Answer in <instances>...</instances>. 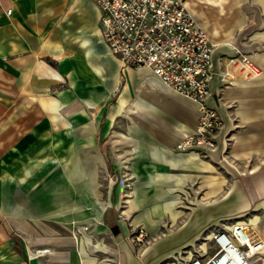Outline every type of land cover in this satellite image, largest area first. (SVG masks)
<instances>
[{"label": "crops", "instance_id": "crops-1", "mask_svg": "<svg viewBox=\"0 0 264 264\" xmlns=\"http://www.w3.org/2000/svg\"><path fill=\"white\" fill-rule=\"evenodd\" d=\"M181 1L213 44L209 150L176 148L197 105L122 66L93 0H0V264H94L105 220L121 231L140 203L147 220L239 218L264 241V0ZM245 57L258 75L229 63Z\"/></svg>", "mask_w": 264, "mask_h": 264}, {"label": "built area", "instance_id": "built-area-1", "mask_svg": "<svg viewBox=\"0 0 264 264\" xmlns=\"http://www.w3.org/2000/svg\"><path fill=\"white\" fill-rule=\"evenodd\" d=\"M99 8L100 29L108 49L122 66L147 67L169 89L197 105L195 131L176 148L209 150L222 126L218 109L208 103L213 75V44L181 0H93ZM11 9H6L10 14ZM230 65L250 76L259 68L249 58H231ZM211 255L189 257L183 264H262L264 241L246 221L237 220L212 231Z\"/></svg>", "mask_w": 264, "mask_h": 264}, {"label": "rangeland", "instance_id": "rangeland-1", "mask_svg": "<svg viewBox=\"0 0 264 264\" xmlns=\"http://www.w3.org/2000/svg\"><path fill=\"white\" fill-rule=\"evenodd\" d=\"M185 189L189 190L191 195L195 192L193 186L185 187ZM143 206H145L144 203L137 204L131 213L135 216L120 220L123 229L117 235L111 232L109 225L112 222L116 223L119 218L114 215L105 220L108 225L107 231L113 239L105 238L104 250L97 252L98 256L95 259H90L95 262L94 264L104 262L108 264H183L189 257H195L201 253L205 256L211 255L214 251L210 240L211 232L227 229L235 221L242 220L229 217L209 221L205 217L207 210L204 213L199 212L198 218L181 217L173 221L165 216L156 215L155 218L147 220L140 211ZM125 207L123 204L122 210ZM137 216L138 219L135 221Z\"/></svg>", "mask_w": 264, "mask_h": 264}, {"label": "bare ground", "instance_id": "bare-ground-1", "mask_svg": "<svg viewBox=\"0 0 264 264\" xmlns=\"http://www.w3.org/2000/svg\"><path fill=\"white\" fill-rule=\"evenodd\" d=\"M178 212V211H177ZM169 213H170V215H171V217H172V220L173 221H175V218H176V211H175V209L172 207V208H169ZM148 222V221H147ZM105 264H108V263H105ZM110 264V263H109Z\"/></svg>", "mask_w": 264, "mask_h": 264}, {"label": "water", "instance_id": "water-1", "mask_svg": "<svg viewBox=\"0 0 264 264\" xmlns=\"http://www.w3.org/2000/svg\"><path fill=\"white\" fill-rule=\"evenodd\" d=\"M110 229H111L112 233H114V234H117L119 231L117 224H113Z\"/></svg>", "mask_w": 264, "mask_h": 264}]
</instances>
